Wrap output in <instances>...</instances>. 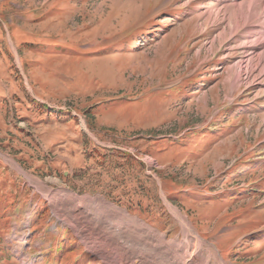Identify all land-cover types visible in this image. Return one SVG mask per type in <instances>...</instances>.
<instances>
[{"label":"rangeland","instance_id":"374dc122","mask_svg":"<svg viewBox=\"0 0 264 264\" xmlns=\"http://www.w3.org/2000/svg\"><path fill=\"white\" fill-rule=\"evenodd\" d=\"M249 2L0 0V264H115L53 209L58 190L185 241L168 201L214 262L264 264V24L234 12Z\"/></svg>","mask_w":264,"mask_h":264},{"label":"bare ground","instance_id":"6f19581e","mask_svg":"<svg viewBox=\"0 0 264 264\" xmlns=\"http://www.w3.org/2000/svg\"><path fill=\"white\" fill-rule=\"evenodd\" d=\"M247 4V9L239 7L241 11L238 10V13L234 11L237 14L236 22L245 24L246 21V24L248 22L253 25L264 24V0H250ZM254 28L256 29V27H251L250 30ZM261 61L264 62V52L260 56V63ZM38 184L43 186L40 181ZM50 194V198L53 200V209L66 214V222L76 228L79 234L82 233V226L85 223L97 228L90 233L87 232V235L91 239L98 240L96 252L107 256L104 258L108 260V256H110L111 261H114L115 264H126L128 262L126 260L130 261L131 254L134 258L138 257V260H132L131 264H223V261L226 264L225 262H227L222 256V262L220 260L219 262L213 261L219 251L207 243V240L196 235L177 206H172L168 201L167 205L181 222L183 236L187 238L185 241L167 240V236L157 229L136 216H132L131 213L111 205L102 197L96 201L95 198L79 197L62 190ZM110 221H114L115 224L110 225ZM95 224L97 226H93ZM191 248L197 250L196 254L185 251V249L190 251Z\"/></svg>","mask_w":264,"mask_h":264}]
</instances>
